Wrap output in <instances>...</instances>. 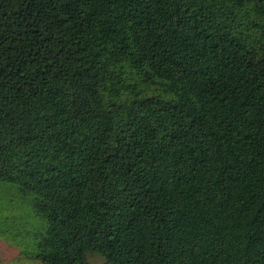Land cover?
Wrapping results in <instances>:
<instances>
[{"label":"trees","instance_id":"trees-1","mask_svg":"<svg viewBox=\"0 0 264 264\" xmlns=\"http://www.w3.org/2000/svg\"><path fill=\"white\" fill-rule=\"evenodd\" d=\"M0 180L41 264H264V0H0Z\"/></svg>","mask_w":264,"mask_h":264},{"label":"rangeland","instance_id":"rangeland-1","mask_svg":"<svg viewBox=\"0 0 264 264\" xmlns=\"http://www.w3.org/2000/svg\"><path fill=\"white\" fill-rule=\"evenodd\" d=\"M34 198L17 184L0 180V264H41L33 255L46 222L35 213ZM88 261L104 264L97 254H89Z\"/></svg>","mask_w":264,"mask_h":264}]
</instances>
